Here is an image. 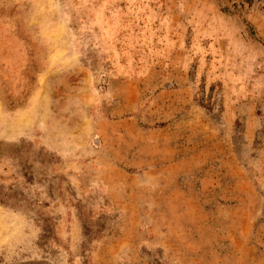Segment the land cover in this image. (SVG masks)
Returning <instances> with one entry per match:
<instances>
[{"label": "rangeland", "instance_id": "1", "mask_svg": "<svg viewBox=\"0 0 264 264\" xmlns=\"http://www.w3.org/2000/svg\"><path fill=\"white\" fill-rule=\"evenodd\" d=\"M0 196V264H264V16L0 0Z\"/></svg>", "mask_w": 264, "mask_h": 264}, {"label": "built area", "instance_id": "2", "mask_svg": "<svg viewBox=\"0 0 264 264\" xmlns=\"http://www.w3.org/2000/svg\"><path fill=\"white\" fill-rule=\"evenodd\" d=\"M228 6L244 8L264 16V0H224Z\"/></svg>", "mask_w": 264, "mask_h": 264}, {"label": "trees", "instance_id": "3", "mask_svg": "<svg viewBox=\"0 0 264 264\" xmlns=\"http://www.w3.org/2000/svg\"><path fill=\"white\" fill-rule=\"evenodd\" d=\"M0 204L9 206V201L4 196H0Z\"/></svg>", "mask_w": 264, "mask_h": 264}]
</instances>
